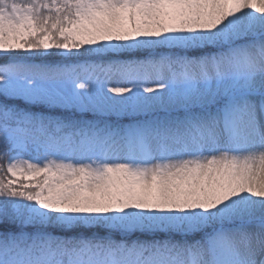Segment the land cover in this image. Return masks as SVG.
I'll list each match as a JSON object with an SVG mask.
<instances>
[{
    "label": "snow or ice",
    "instance_id": "6c2138e0",
    "mask_svg": "<svg viewBox=\"0 0 264 264\" xmlns=\"http://www.w3.org/2000/svg\"><path fill=\"white\" fill-rule=\"evenodd\" d=\"M0 264H264V0H0Z\"/></svg>",
    "mask_w": 264,
    "mask_h": 264
}]
</instances>
